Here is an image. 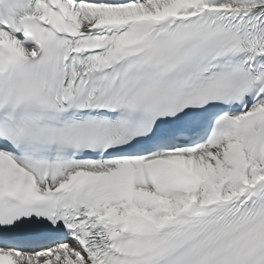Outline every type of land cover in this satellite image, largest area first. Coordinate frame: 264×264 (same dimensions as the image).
I'll list each match as a JSON object with an SVG mask.
<instances>
[{"label": "snow or ice", "instance_id": "6c2138e0", "mask_svg": "<svg viewBox=\"0 0 264 264\" xmlns=\"http://www.w3.org/2000/svg\"><path fill=\"white\" fill-rule=\"evenodd\" d=\"M0 264H264V0H0Z\"/></svg>", "mask_w": 264, "mask_h": 264}]
</instances>
